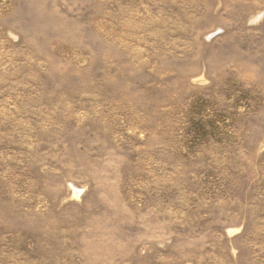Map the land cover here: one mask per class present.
Wrapping results in <instances>:
<instances>
[{
    "label": "rangeland",
    "instance_id": "374dc122",
    "mask_svg": "<svg viewBox=\"0 0 264 264\" xmlns=\"http://www.w3.org/2000/svg\"><path fill=\"white\" fill-rule=\"evenodd\" d=\"M0 264H264V0H0Z\"/></svg>",
    "mask_w": 264,
    "mask_h": 264
}]
</instances>
